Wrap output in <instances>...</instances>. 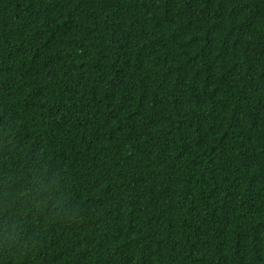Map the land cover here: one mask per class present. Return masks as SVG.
Here are the masks:
<instances>
[{"label": "trees", "instance_id": "trees-1", "mask_svg": "<svg viewBox=\"0 0 264 264\" xmlns=\"http://www.w3.org/2000/svg\"><path fill=\"white\" fill-rule=\"evenodd\" d=\"M0 264H264V0H0Z\"/></svg>", "mask_w": 264, "mask_h": 264}]
</instances>
